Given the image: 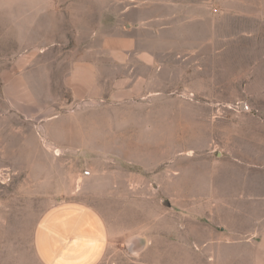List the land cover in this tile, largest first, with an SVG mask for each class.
Listing matches in <instances>:
<instances>
[{"label":"rangeland","instance_id":"374dc122","mask_svg":"<svg viewBox=\"0 0 264 264\" xmlns=\"http://www.w3.org/2000/svg\"><path fill=\"white\" fill-rule=\"evenodd\" d=\"M66 203L103 218L99 264H264V0H0V264H43Z\"/></svg>","mask_w":264,"mask_h":264},{"label":"crops","instance_id":"0c3cea01","mask_svg":"<svg viewBox=\"0 0 264 264\" xmlns=\"http://www.w3.org/2000/svg\"><path fill=\"white\" fill-rule=\"evenodd\" d=\"M128 26H131L128 24ZM135 27L134 30L139 31ZM138 32L106 41L113 56L122 57L139 49ZM146 53V52H145ZM146 56L150 54L146 53ZM115 57V56H114ZM147 63L154 59L143 58ZM96 64L86 61L74 71V96L77 99L95 97L100 89ZM35 244L43 264H99L108 247V228L92 208L80 203H66L48 211L36 229Z\"/></svg>","mask_w":264,"mask_h":264},{"label":"water","instance_id":"95a60500","mask_svg":"<svg viewBox=\"0 0 264 264\" xmlns=\"http://www.w3.org/2000/svg\"><path fill=\"white\" fill-rule=\"evenodd\" d=\"M243 107H245V105L243 104ZM132 251V246L129 248Z\"/></svg>","mask_w":264,"mask_h":264}]
</instances>
